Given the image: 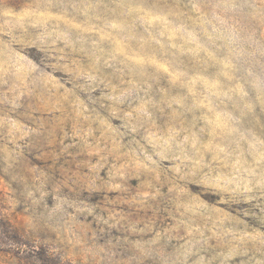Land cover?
<instances>
[{
	"label": "rangeland",
	"instance_id": "rangeland-1",
	"mask_svg": "<svg viewBox=\"0 0 264 264\" xmlns=\"http://www.w3.org/2000/svg\"><path fill=\"white\" fill-rule=\"evenodd\" d=\"M0 264H264V0H0Z\"/></svg>",
	"mask_w": 264,
	"mask_h": 264
}]
</instances>
